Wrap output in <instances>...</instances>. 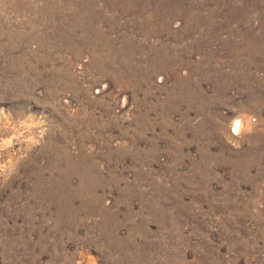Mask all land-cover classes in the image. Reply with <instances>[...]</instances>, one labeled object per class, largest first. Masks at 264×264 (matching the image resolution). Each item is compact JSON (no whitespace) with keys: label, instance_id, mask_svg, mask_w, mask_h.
<instances>
[{"label":"rangeland","instance_id":"rangeland-1","mask_svg":"<svg viewBox=\"0 0 264 264\" xmlns=\"http://www.w3.org/2000/svg\"><path fill=\"white\" fill-rule=\"evenodd\" d=\"M0 264H264V0H0Z\"/></svg>","mask_w":264,"mask_h":264},{"label":"bare ground","instance_id":"bare-ground-1","mask_svg":"<svg viewBox=\"0 0 264 264\" xmlns=\"http://www.w3.org/2000/svg\"><path fill=\"white\" fill-rule=\"evenodd\" d=\"M134 75H135V74H134ZM247 120H248V119H247ZM242 122H243V121H242ZM245 123H246V122H245ZM245 123H244V124H245ZM241 124H242V123H241ZM244 124H243V125H244ZM247 124H248V123H247ZM234 125H235V126H234ZM234 125H233V126H234L235 128L238 127V122H237L236 124H234ZM243 125H242V126H243ZM247 126H248V125H247ZM244 127H245V126H244ZM233 130H234V129H233ZM239 130H240V128H239ZM235 131H236V130H235ZM235 131H234V132H235Z\"/></svg>","mask_w":264,"mask_h":264}]
</instances>
